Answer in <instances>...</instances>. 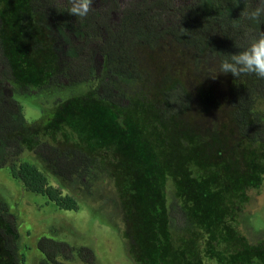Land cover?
Masks as SVG:
<instances>
[{
	"label": "trees",
	"instance_id": "1",
	"mask_svg": "<svg viewBox=\"0 0 264 264\" xmlns=\"http://www.w3.org/2000/svg\"><path fill=\"white\" fill-rule=\"evenodd\" d=\"M255 3L93 0L92 11L80 19L69 15L68 0H0V169H8L25 190L46 196L57 207L76 209L77 201L50 183L43 165H50L58 178L89 187L96 169H102L100 162L96 165L100 157L90 152L116 153L125 173L120 197L133 201L136 206L124 202L125 209L142 217L136 223L142 235L133 233L131 243L137 264H264V234L253 237L244 223L253 213L248 212L250 192L263 187V172L241 175L216 164L222 162L218 156L194 158L195 146L186 159L165 160L138 102L125 89L143 75L134 53L137 45L170 37L219 61L239 51L235 45H246L249 34L264 31V19L256 23L240 15ZM25 9L37 18L40 30H30ZM46 38L61 48L47 44L55 71L44 75L40 57ZM229 75L239 131L264 152V110L257 108L264 105V79ZM66 83L89 89L78 97L54 98L40 121L29 122L18 97ZM160 104V114L154 115L169 118L190 109L191 96L176 81L164 90ZM165 135L158 133L157 139ZM76 136L75 145L59 141ZM26 152L40 163L26 158ZM172 229L185 231L184 237L171 238ZM0 241L6 251L2 264H22L19 218L1 198ZM38 247L44 253L39 264H65L76 252L84 264L96 261L90 247L48 235Z\"/></svg>",
	"mask_w": 264,
	"mask_h": 264
},
{
	"label": "rangeland",
	"instance_id": "2",
	"mask_svg": "<svg viewBox=\"0 0 264 264\" xmlns=\"http://www.w3.org/2000/svg\"><path fill=\"white\" fill-rule=\"evenodd\" d=\"M28 10L25 9L26 18L32 22L30 30H40L39 21L36 17H30ZM52 42L55 45L53 40L46 38L43 43L45 48L40 60L43 62L44 75L55 71L52 68L53 55L47 54V44ZM55 46L57 50L61 48ZM134 53L143 75L125 89L138 102L144 123L152 132L165 160L175 163L178 159H186L187 150L195 146L191 152L194 158L218 156L222 161L216 163L219 166L224 165L241 175L248 170L250 173L259 170L264 177L263 150L257 144L245 140L235 120L230 103L232 77L223 73L212 77L219 69L216 56L207 51L198 53L194 48L170 37L160 39L154 45H137ZM100 62H104L103 58H100ZM176 81L181 82L190 93V109L169 118L154 115L160 114L164 105L160 104L164 90ZM88 89L87 85L66 83L63 86L54 85L38 94L19 96L18 99L24 106L27 120L33 122L40 121L53 108L54 98L78 97ZM257 108L263 111V103L260 102ZM163 131L166 135L157 139V134ZM59 141L70 146L79 143V137L76 136L74 141H66V138H59ZM198 146L204 149L199 151ZM90 154L100 157L96 165L100 162L102 169H96L99 173L89 187L58 178L52 173L50 165H43L50 183L58 187L63 195L77 201L76 209L57 207L46 196L25 190L11 177L8 169H0V198L9 204L19 218L18 244L22 264H39L43 259L44 253L38 247V241L44 235L65 240L76 247H90L95 253V264H137L131 243L135 242L133 233L142 235L136 226L142 217L136 211L129 213L124 204L130 203L129 200L120 197L125 182L122 181L125 173L119 165L121 162L116 153L93 150ZM25 157L34 159L31 161L35 163L39 161L30 152H26ZM262 186L260 190L250 192L248 212L252 209L253 213L244 222L253 237L264 234V181ZM132 205H135L133 201L129 206ZM184 232L172 229L171 238L177 235L184 237ZM5 252L0 241V264L5 261ZM65 264L84 263L76 252V258Z\"/></svg>",
	"mask_w": 264,
	"mask_h": 264
},
{
	"label": "clouds",
	"instance_id": "3",
	"mask_svg": "<svg viewBox=\"0 0 264 264\" xmlns=\"http://www.w3.org/2000/svg\"><path fill=\"white\" fill-rule=\"evenodd\" d=\"M69 15L83 19L92 11L93 0H68ZM246 20L260 23L264 19V0H256L255 6H249L240 14ZM238 28V24L233 25ZM239 51L224 56L219 61L218 73L231 74L233 77L255 75L264 79V31L249 34L246 45H235Z\"/></svg>",
	"mask_w": 264,
	"mask_h": 264
}]
</instances>
